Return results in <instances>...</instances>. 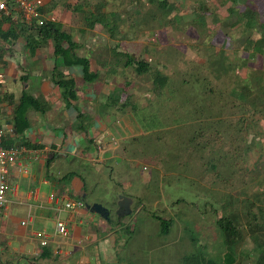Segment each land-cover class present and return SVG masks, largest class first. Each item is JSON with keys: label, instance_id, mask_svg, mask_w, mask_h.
<instances>
[{"label": "rangeland", "instance_id": "rangeland-1", "mask_svg": "<svg viewBox=\"0 0 264 264\" xmlns=\"http://www.w3.org/2000/svg\"><path fill=\"white\" fill-rule=\"evenodd\" d=\"M43 1L33 0L59 13L62 29L92 52L106 101L111 107L127 102L123 108L138 122L111 114L119 138L108 137L101 166L109 178L88 190V204L100 201L108 209L110 224L93 212L88 221L107 256L86 247L63 261L75 264L81 255L90 257L88 264H180L189 254L220 259L215 221L236 214L238 264H254L256 235L264 234L255 229L264 224V0ZM245 6L255 12L254 27L242 23ZM98 12L106 26H86L85 14ZM125 54L159 70L167 86L157 92L147 72L119 66ZM117 194L130 198L129 212L118 217ZM156 216L168 220L167 234Z\"/></svg>", "mask_w": 264, "mask_h": 264}, {"label": "crops", "instance_id": "crops-1", "mask_svg": "<svg viewBox=\"0 0 264 264\" xmlns=\"http://www.w3.org/2000/svg\"><path fill=\"white\" fill-rule=\"evenodd\" d=\"M43 2L46 3L45 0ZM14 10L8 15L9 21L0 24L2 30H6L11 22V25L17 26L15 21L22 20L20 12ZM40 14L43 19L62 21L59 13L52 9ZM15 32L14 37L0 38L1 123L7 128L12 127V109L22 94L40 101L42 108H28L26 127L22 132L15 134L11 131L4 136L5 143L12 141L7 147H24L29 152L19 156L9 172L10 189L0 222V261L3 264H66L63 261L66 257H73L75 252H85L86 247L91 248L94 256L100 254L105 257L108 249L101 236L92 239L89 234L91 222L88 221L94 218L92 212L84 206L75 212L69 211L62 203L69 197L79 198L85 204L88 202V190L108 180L101 166L109 155L108 137L113 134L119 138V134L114 133V129L118 128L115 126L117 122L110 124L111 114L120 111L128 119L138 122L128 116L132 113L118 105L111 107V102L106 101L98 71L97 78L86 82L81 77L80 66L59 63V58L52 54L50 42L28 48L24 36L30 30L23 26L16 28ZM72 39L75 41V38ZM75 52L87 57L95 70L96 59L92 52L80 47ZM54 64L74 81L75 98L67 104L51 78ZM125 128L130 130L128 126ZM96 155L98 157L94 159ZM18 165L24 166L25 171L18 172ZM60 183H64L62 194ZM52 192L55 198L49 199L48 195ZM56 218L65 222L66 236L54 234L52 225ZM41 230L47 233L45 246L38 244L36 233ZM45 252L49 255L44 256ZM89 259V256L81 255L75 264L79 261L88 264Z\"/></svg>", "mask_w": 264, "mask_h": 264}, {"label": "trees", "instance_id": "trees-1", "mask_svg": "<svg viewBox=\"0 0 264 264\" xmlns=\"http://www.w3.org/2000/svg\"><path fill=\"white\" fill-rule=\"evenodd\" d=\"M164 1L162 0L159 4L163 6ZM36 10L41 13L43 11L41 6L36 7ZM97 15L94 16L92 13L85 14L86 26L91 27L95 22L100 23L102 26H106L108 23L107 19L103 17V15L98 12ZM9 14L2 13L0 16V24L9 21ZM242 23L245 28L254 27L256 24V18H254L255 12L249 7L245 6V8L240 13ZM22 21V20H21ZM15 21L17 26H13L10 23V26L6 30H2L0 28V38L6 39L8 36L14 37L16 35L15 29L26 26L30 32H28L24 36L25 46L28 48H35L39 45L45 44L47 42L51 43L52 46V54L55 58H59V63L63 66L69 65H78L81 68V77L86 82H91L95 78H97L98 74L96 70H93L90 66L89 59L85 56H79L75 52L77 47H79L78 43H76L69 32L65 31L61 27V23L59 21H55L53 19H45L41 24L33 23V24H25L24 21ZM19 23V24H18ZM107 29H110L107 27ZM125 60L122 62L116 60V63L119 66L126 67L128 64L133 65V69L135 73L142 74L147 72L150 76L151 83L154 89L157 92H160L163 88L167 86L168 78L162 74L157 69H151L147 63L134 59L130 55L125 54ZM51 78L53 83L59 87L60 94L65 101V104L69 102V100H73L75 98L74 93V81L71 77L61 73L57 69V64H54L51 71ZM243 93L247 96L249 93L248 89H244ZM123 105H127V102L121 103L118 105L119 108H123ZM28 108H32L35 110H41V102L35 98L30 97L29 95L22 94L18 99L16 105L12 109V131L15 134H20L22 130L26 127V110ZM131 110H134V106L131 105ZM135 115V112H134ZM79 118L80 115L78 114ZM6 140L3 139V145L9 146L12 144V141L5 143ZM80 197V196H79ZM100 202V201H99ZM116 206V203L114 204ZM108 210V209H106ZM107 224H110L109 214L106 217L100 216ZM159 223V231L161 234H167L169 222L159 216L155 217ZM237 219L236 214H229L227 217H220L215 221L217 227L220 230L222 237V244L224 246V251L221 254L220 259H213L209 257H199L197 254H189L183 255L181 258L180 264H238L237 254L235 247L238 244V241L241 237L240 231L237 228ZM116 224L118 223V219H116ZM249 224L248 220L245 221ZM255 222L253 223V225ZM248 226V227H249ZM255 229L261 233L264 230V224L256 225ZM256 235L258 238V242L256 244V256L254 260V264H264V234ZM260 238V241H259ZM253 239L255 237L253 236ZM48 252V251H47ZM45 252L44 256H48L49 254Z\"/></svg>", "mask_w": 264, "mask_h": 264}, {"label": "built area", "instance_id": "built-area-1", "mask_svg": "<svg viewBox=\"0 0 264 264\" xmlns=\"http://www.w3.org/2000/svg\"><path fill=\"white\" fill-rule=\"evenodd\" d=\"M15 9L14 11L20 12V18L25 23H37L41 24L44 20L41 14L36 10V6L34 5L32 0H0V14H10V12ZM17 15V13L15 12ZM1 81V76H0ZM0 116H1V105H0ZM12 131V127H5L0 120V222L1 216L4 209V206L7 202V195L10 189L9 185V172L13 164L16 163V159L23 155L27 154L29 151L28 149L21 147H6L3 145V139L6 133H10ZM16 170L20 173L25 171V167L22 165H18ZM49 199H54L55 194L52 192L48 195ZM63 207L74 211L77 208H81L83 206V202L79 198H65L63 201ZM21 224H24V221H20ZM53 232L54 234H58L60 236L67 235V227L65 222L60 219L56 218L53 225ZM38 236V244L39 246H45L47 244V233L45 230H41L40 232L36 233ZM57 252V250H56ZM0 264H3L0 261Z\"/></svg>", "mask_w": 264, "mask_h": 264}, {"label": "water", "instance_id": "water-1", "mask_svg": "<svg viewBox=\"0 0 264 264\" xmlns=\"http://www.w3.org/2000/svg\"><path fill=\"white\" fill-rule=\"evenodd\" d=\"M118 200L116 202V209H115V215L116 217L127 214L129 212L128 205L130 203V198L124 196V195H118ZM84 207L89 210L90 212L96 213L100 216L106 217L108 215V211L104 206H102L99 202H92L90 204L85 203Z\"/></svg>", "mask_w": 264, "mask_h": 264}, {"label": "clouds", "instance_id": "clouds-1", "mask_svg": "<svg viewBox=\"0 0 264 264\" xmlns=\"http://www.w3.org/2000/svg\"><path fill=\"white\" fill-rule=\"evenodd\" d=\"M83 206H84V203H83Z\"/></svg>", "mask_w": 264, "mask_h": 264}]
</instances>
